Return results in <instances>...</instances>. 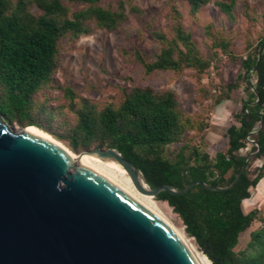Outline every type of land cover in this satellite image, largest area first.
Segmentation results:
<instances>
[{
    "label": "trees",
    "instance_id": "16d2710c",
    "mask_svg": "<svg viewBox=\"0 0 264 264\" xmlns=\"http://www.w3.org/2000/svg\"><path fill=\"white\" fill-rule=\"evenodd\" d=\"M82 5L71 11L62 0H0V111L5 119L22 125L43 128L37 118L36 95L52 85L61 51L60 41L69 36L76 40L94 28L116 29L131 11L139 8L134 0H69ZM192 10L215 2L219 9L232 16L239 0H188ZM37 6L42 13L35 14ZM172 36L160 28L148 25L158 42L154 60L139 49L129 52L143 73L166 71L179 76L191 68L205 73L218 58L219 52L233 56L230 40L216 36L207 29L212 41L210 57L204 56L192 34L182 23V13L172 5ZM264 36L254 51L242 59L250 93L236 114L239 125L228 130V148L215 157L202 152L186 138L187 131L198 132L207 124L180 107V97L172 89L155 90L150 86H134L126 90L119 104L96 107L87 99L78 105L76 92L65 89L75 122L58 138L68 141L73 151L95 148H116L142 171L151 188L167 184L181 190L193 181L212 186H228L244 165L248 154H242L250 137L261 149L254 157L264 156ZM256 83L252 84V77ZM235 83L232 87L237 86ZM229 88V91L232 89ZM229 98V92L215 98L218 104ZM252 133V134H250ZM249 136V138H248ZM174 143H181L171 149ZM257 145L253 143L252 150ZM75 153V152H74ZM78 154V153H77ZM264 177V167L250 170V160L237 183L230 189L215 190L196 184L179 194L161 190L155 197L166 201L182 220L189 236L204 248L213 264H264V218L262 225L250 233L244 247L236 249L240 235L258 218L259 211L245 212L244 200L252 195Z\"/></svg>",
    "mask_w": 264,
    "mask_h": 264
},
{
    "label": "water",
    "instance_id": "95a60500",
    "mask_svg": "<svg viewBox=\"0 0 264 264\" xmlns=\"http://www.w3.org/2000/svg\"><path fill=\"white\" fill-rule=\"evenodd\" d=\"M263 126L264 120L255 132ZM251 141L257 150L230 185L197 180L181 190L167 184L151 188L141 169L116 148L78 154L118 161L139 191L156 197L161 190L182 194L199 183L232 188L261 149ZM203 250L208 253L209 246ZM0 264L198 263L165 220L126 186L86 158L74 159L46 134L16 129L0 111Z\"/></svg>",
    "mask_w": 264,
    "mask_h": 264
},
{
    "label": "rangeland",
    "instance_id": "374dc122",
    "mask_svg": "<svg viewBox=\"0 0 264 264\" xmlns=\"http://www.w3.org/2000/svg\"><path fill=\"white\" fill-rule=\"evenodd\" d=\"M62 1L71 11L82 8L81 4ZM133 5L139 10L131 11V6L128 5L127 19L116 29L94 28L91 33L76 40L70 39L68 35L61 39V51L52 85L35 97L37 118L43 126L41 129L72 150L67 140L56 136L66 134L75 122L70 100L65 95L66 88L76 92L78 105L83 99H87L98 108L119 104L126 90L134 86H150L157 91L172 89L180 97L181 109L207 124L200 132L187 131L186 138L199 146L202 152L215 157L218 151L228 148L227 130L231 125H239L236 114L242 109L243 101L250 93L249 84L241 78L245 72L241 61L249 52L254 51L264 36V0H239L232 16L222 12L215 2L203 5L197 11L192 10L188 0H134ZM172 5L181 11L185 29L192 34L204 56L210 57L212 54V41L207 35V29L216 36H225L230 40L233 56L219 52V57L213 61L212 66L201 75L191 68L184 70L179 76L166 71L148 75L143 73L129 52L139 49L150 61L154 60L158 42L148 25L162 29L171 37L173 22L169 13ZM32 11L37 15L42 13L37 6H33ZM261 50L263 52L264 48L261 47L259 51ZM251 81L253 85L256 83L255 75ZM235 83H238L237 86L232 87ZM225 92H229V98L216 104L215 98ZM6 121L18 130L26 127L17 121ZM251 140L255 138L250 137L248 145L241 150L242 154L249 155L257 150H252L254 142ZM180 144H172L171 149ZM249 160L250 170L253 172L264 167V156ZM251 191L252 195L244 200L243 207L245 212L257 209L258 218L241 233L237 250L245 246L250 233L263 223L259 217L264 218V193L259 196L255 188ZM153 199L191 240L198 252L207 256L210 264H213L195 238L188 235L182 220L172 207L166 201L155 197Z\"/></svg>",
    "mask_w": 264,
    "mask_h": 264
},
{
    "label": "bare ground",
    "instance_id": "6f19581e",
    "mask_svg": "<svg viewBox=\"0 0 264 264\" xmlns=\"http://www.w3.org/2000/svg\"><path fill=\"white\" fill-rule=\"evenodd\" d=\"M31 127L33 129H36L47 136L55 139L52 135H50L48 132L44 131L43 129L31 125L27 126ZM64 149H66L70 155L76 159L77 157H84L91 163H93L95 166L115 178L117 181L122 183L124 186H126L129 190H131L134 194H136L141 200H143L148 206H150L160 217H162L165 222L177 233V235L182 239V241L186 244V246L190 249L191 253L195 257L198 264H210V260L207 256L201 254L198 252V250L195 248L191 240L184 234V232L175 224L173 221L167 217V215L158 207L156 202L154 201L153 197L149 194L143 193L137 189V187L134 185L128 171L116 160H105L97 156H92L85 154L83 156H80L79 154L74 153L72 150H70L67 146H65L62 142L55 139ZM75 164H80L79 160L75 161Z\"/></svg>",
    "mask_w": 264,
    "mask_h": 264
},
{
    "label": "crops",
    "instance_id": "0c3cea01",
    "mask_svg": "<svg viewBox=\"0 0 264 264\" xmlns=\"http://www.w3.org/2000/svg\"><path fill=\"white\" fill-rule=\"evenodd\" d=\"M256 193L259 194V196L264 193V177L260 180L258 185L255 187Z\"/></svg>",
    "mask_w": 264,
    "mask_h": 264
}]
</instances>
